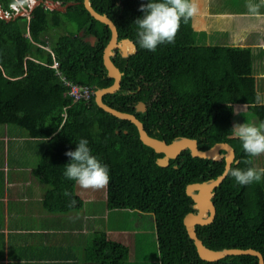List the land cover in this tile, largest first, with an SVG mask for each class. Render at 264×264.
Listing matches in <instances>:
<instances>
[{
  "label": "trees",
  "instance_id": "16d2710c",
  "mask_svg": "<svg viewBox=\"0 0 264 264\" xmlns=\"http://www.w3.org/2000/svg\"><path fill=\"white\" fill-rule=\"evenodd\" d=\"M18 1L0 0V7L12 14L10 19L0 14V124L18 125L34 137L46 138L35 172L49 184L47 207L69 211L83 205L76 183L63 173L71 162L65 153L74 151L80 139H87L92 155L109 169L108 206L155 215L162 264H258L256 256L247 254L217 261L201 259L184 224L185 215L194 211L186 186L218 177L225 169V160L194 158L186 149L168 166H160L157 158L163 153L142 142L134 123L99 107L95 94L86 102L66 93L65 79L51 66L55 60L66 80L96 90L114 82L103 61L110 28L91 16L84 0H71L78 3L66 13L45 8L43 0L31 14L15 16L12 5ZM91 1L98 12L113 19L120 38L136 43L134 21L143 16L140 6L149 0ZM192 22L193 16L186 23L181 20L174 44H161L152 52L136 43L135 54L114 56L113 61L124 72L122 87L105 95L104 101L136 114L156 138L168 143L179 137L197 138L201 149L228 141L239 158L231 169L264 170L259 165L262 154L248 157L242 142L229 136L231 119L223 109L224 95L241 97L251 104L253 114L264 118V104L258 103L251 69L255 60L252 49L207 45L205 38L202 44L199 36L205 37L206 32L196 31ZM52 26L64 32L49 44L42 33ZM81 31L83 37L95 36L96 43L84 41ZM139 101L147 104L145 112L136 110ZM248 159L251 163H244ZM66 191L71 197L63 194ZM215 192V220L197 225L198 236L210 248L251 247L264 256V176L242 186L229 171ZM70 200L75 201L71 206ZM94 244L88 255L100 264L133 263L129 259L131 247L106 233H98Z\"/></svg>",
  "mask_w": 264,
  "mask_h": 264
},
{
  "label": "crops",
  "instance_id": "0c3cea01",
  "mask_svg": "<svg viewBox=\"0 0 264 264\" xmlns=\"http://www.w3.org/2000/svg\"><path fill=\"white\" fill-rule=\"evenodd\" d=\"M201 1L198 0L199 3H202ZM211 1L208 0L207 4ZM253 1L261 5L258 16L249 14L247 2L244 6L240 4V8L222 7L219 12L215 11V6L211 4V13L216 17H224L222 22H225L206 30L205 27L197 28L199 24L203 26L204 22L195 23L193 17L192 25L196 31L206 32L207 36L224 33L225 39L218 38L214 43L236 49L251 47L255 58L251 69L256 77L258 103L264 104V40L251 41L247 38L250 33L260 29L261 26L255 22L264 21V0ZM235 17L242 19L235 20ZM52 21H55L54 17ZM47 28V31L42 33V38L48 42L50 39L57 41L58 35L64 32L59 26ZM234 28L242 30V42L240 38L235 37L231 30ZM79 34L91 45L96 43V39L95 42L90 41L91 37H83L81 32ZM206 44L211 45L213 42ZM250 105L244 98L224 95L223 109L231 119L232 127L239 123L236 122V116L243 111L248 110L253 114ZM257 119L260 124L264 123V118ZM45 139L30 135L23 127L0 124V264H100L88 254L92 253L97 234L102 232L106 233L108 238L128 245L131 249H138L140 255H144L143 242L153 238L157 248L156 257L159 258V261H156V258L155 263L162 264L155 215L139 210L110 208L107 204V188L97 192H83L76 184L75 191L83 200L81 207L69 211H54L47 207L45 200H48L46 191L49 184L43 175L39 176L35 172L40 153L47 145ZM30 157L35 158L32 165L29 164ZM261 168L264 169V166ZM25 171H30L31 174L27 177L23 174ZM144 216H147L146 220L152 221L153 231L146 227V223L141 222L145 219ZM116 218H123L128 223H113ZM137 240L140 247L138 243L136 246L131 244Z\"/></svg>",
  "mask_w": 264,
  "mask_h": 264
},
{
  "label": "water",
  "instance_id": "95a60500",
  "mask_svg": "<svg viewBox=\"0 0 264 264\" xmlns=\"http://www.w3.org/2000/svg\"><path fill=\"white\" fill-rule=\"evenodd\" d=\"M33 1L34 5H39L41 2H43V0ZM33 3L31 7L33 6ZM43 3L45 7L59 8L62 10L66 9L68 4H72V2H69L67 5H62L60 2H55L53 0H46ZM84 4L91 16L105 23L111 30V39L104 48L103 60L108 72V76L111 77L114 82L110 86L101 87L95 91V100L97 105L122 120L134 123L138 129L139 137L142 142L152 147L156 152L163 153V156L157 159V163L160 166H168L171 159L177 158L182 153V151L186 149L190 150L191 155L194 158L200 157L210 160H225V169L218 177L201 182H192L186 186L187 194L194 200V211L188 212L185 215L184 224L186 226L190 239L196 246L199 257L207 261H217L229 255L247 254L256 256L258 258V264H264V256L260 250L251 247H229L223 249L210 248L198 236L196 230L197 225H208L210 223H213V221L215 220L217 214V208L213 200L216 193L215 190L227 177L233 162L239 161V159H235V151L233 146L229 143L219 142L214 144L210 148L201 149L197 138L192 137H179L168 143L164 139H159L150 135L145 128L144 122L140 118H138L136 114L120 110L107 104L104 101V96L109 93H115L122 87V77L124 75V72L121 71V69L115 64L112 59V57L115 55V48L119 47V32L113 19L106 13L98 12L93 7L91 0H84ZM0 13L2 16L6 17L5 13L2 10H0ZM29 13H31V10L29 11ZM95 39V36H91L90 41H93ZM125 42V45L129 44V47L132 49L131 52H136V45L132 40L126 39ZM136 110L138 112H145L147 110V104L144 101H139L136 105ZM125 132H127V130H125ZM222 149L227 151L224 152ZM206 201L208 202L207 206L205 204Z\"/></svg>",
  "mask_w": 264,
  "mask_h": 264
},
{
  "label": "clouds",
  "instance_id": "9594fccd",
  "mask_svg": "<svg viewBox=\"0 0 264 264\" xmlns=\"http://www.w3.org/2000/svg\"><path fill=\"white\" fill-rule=\"evenodd\" d=\"M28 1L29 0L24 2L27 3L26 7L29 8L30 5ZM119 3H121V0H119ZM246 7L250 15H260V4L254 3L253 0H248ZM0 10L3 12L5 11L1 7ZM139 10L143 13V16L134 21V24L137 26L136 43L139 44L140 48L152 52H155L157 47L161 44H174L181 20L183 19L186 23L197 11L196 5L192 0H149L148 3L141 4ZM4 13L7 19L12 17L11 12L5 11ZM8 14L11 17H8ZM29 14L30 13L18 15ZM18 15L15 13V16ZM81 33L83 35L82 31ZM126 39L132 40L128 37L120 38L119 34V47L115 48V55L120 53L123 57H129L137 52L138 48L134 40L132 41L136 45V52L124 51L122 43H126ZM55 62L58 61L55 60L51 66L56 70L57 75L64 78L66 81V78L59 69V62L58 66L54 67ZM58 71L60 74H58ZM231 134L242 142V149L248 157L264 154V123L259 127L247 123H236L231 129ZM221 142L229 143L233 146L235 151V147L231 142ZM65 155L71 158V162L65 166V171L63 173L66 179L74 181L81 189L85 190H101L108 186L110 182L109 169L107 165L101 164L100 161L92 155L88 147L87 139H80L76 149L74 151H67ZM244 163L250 164L251 159L245 160ZM229 171L235 181L242 186L249 185L253 182H259L262 176H264V170L258 171L252 167L244 170L236 168ZM63 194L66 197H71V193L67 191ZM74 203V200H70V206Z\"/></svg>",
  "mask_w": 264,
  "mask_h": 264
},
{
  "label": "rangeland",
  "instance_id": "374dc122",
  "mask_svg": "<svg viewBox=\"0 0 264 264\" xmlns=\"http://www.w3.org/2000/svg\"><path fill=\"white\" fill-rule=\"evenodd\" d=\"M24 1H27V0H19L18 3L12 5L16 11L15 12L16 15L28 14L29 11L31 10V5L34 1L33 0L28 1V4L30 5L29 8L24 5ZM192 2L196 5V9H197L196 13L193 15V17L195 18V23H197L199 21L204 22L203 26L199 24V25H197V28L205 27L206 30H209L211 27L213 28L214 25H219L221 23L223 24L225 22V21L222 22V19H224V17H222V16L216 17V15L214 13H211L212 11L209 10L211 4L215 6V11L219 12V11H221V8L225 7V6L230 8V9H235L236 7L240 8V4H242V6H244L246 2L248 3V0H212L211 3H209V4H207L208 0H202L201 1L202 3H199L198 0H192ZM254 3H256V2H254ZM262 7H264V5H262ZM8 17H11V16L8 14ZM211 17H214V18H211ZM233 19L241 20L242 17H235ZM255 23L261 26L260 29L256 32L250 33L249 36L246 35L247 38H249V40H251V41L258 40V39L264 40V21L258 20ZM231 30L233 31L235 37L240 38V41L242 42V39H241L242 38V30H239L238 28H234ZM258 36H261V37H258ZM204 38H205V43L213 42V44H220V43H214V41L217 40L218 38L220 40L225 39L224 33H222V32H218V35H216V34L215 35H209V36L206 35L205 37L199 36V39L202 40V44H205L203 42ZM89 40H91V38H89ZM232 42H234V41H232ZM260 42H263V41H260ZM50 43H52V39L49 40V44ZM236 119H237L236 122L238 121L241 124L247 123V124L257 126V127H259L261 125L260 122L258 121L257 117L254 116L248 110L243 111L241 114L237 115ZM16 126H18V125H16ZM19 127H21V126H19ZM28 160H29V164L32 165L35 158L30 157ZM259 165L264 166V155L260 158ZM23 174H25L28 177L29 174H31V172L25 171ZM106 188L101 189V190H91V189H88V190L81 189V190L83 192H97V191L106 190ZM144 218L145 219L141 220V222L146 223V227L149 228L150 231H153L154 225L152 224V221L146 220L147 216H144ZM110 220L112 221L113 217H111ZM113 223H128V222H126V220L123 218H116L113 221ZM137 243H139L138 240L135 242H131V244L135 245V246ZM143 245H144V255H140L138 249L132 248L131 255H130V261H132L133 264H158V263H155V260L157 258L156 257L157 248H156V244L154 242V239L148 238L145 242H143ZM156 261H159V258H157Z\"/></svg>",
  "mask_w": 264,
  "mask_h": 264
},
{
  "label": "built area",
  "instance_id": "2783aa9c",
  "mask_svg": "<svg viewBox=\"0 0 264 264\" xmlns=\"http://www.w3.org/2000/svg\"><path fill=\"white\" fill-rule=\"evenodd\" d=\"M58 66V62H55L54 67ZM58 74L60 72L58 71ZM68 90L67 93L72 96L75 100L90 101L94 95V89L92 86L87 84H79L70 80L65 81Z\"/></svg>",
  "mask_w": 264,
  "mask_h": 264
},
{
  "label": "flooded vegetation",
  "instance_id": "af4514ba",
  "mask_svg": "<svg viewBox=\"0 0 264 264\" xmlns=\"http://www.w3.org/2000/svg\"><path fill=\"white\" fill-rule=\"evenodd\" d=\"M53 1H55V2H60L62 5H67L69 2H72V4H68L67 5V10L66 9H64V10H66V11H63L62 9H59V8H57V10L58 11H60V12H64V13H66L67 11H68V9H69V7L70 6H72V5H75V4H77L78 2H76V1H71V0H69V1H67V2H64V1H61V0H53ZM75 2V3H74ZM38 5V4H37ZM37 5H34L33 4V6L31 7V10L34 8V7H36ZM126 50V49H125ZM127 51V50H126ZM128 52V51H127ZM114 56H116V55H114ZM230 137H232V138H235L232 134L231 135H229ZM198 143H199V141H198ZM222 143H224V142H222ZM216 144V143H215ZM235 147V146H234ZM224 152L225 151H227V150H224V149H222ZM235 151H236V148H235ZM237 155V154H236ZM163 156V155H162ZM158 159V158H157ZM235 159H239V158H237V157H235ZM171 161V160H170ZM239 162V161H238Z\"/></svg>",
  "mask_w": 264,
  "mask_h": 264
},
{
  "label": "bare ground",
  "instance_id": "6f19581e",
  "mask_svg": "<svg viewBox=\"0 0 264 264\" xmlns=\"http://www.w3.org/2000/svg\"><path fill=\"white\" fill-rule=\"evenodd\" d=\"M123 44H125V43H122V46L124 47V49H126L125 46H124ZM131 50H132L131 48L127 49V51H131ZM205 204H206V206H207L208 202L206 201Z\"/></svg>",
  "mask_w": 264,
  "mask_h": 264
}]
</instances>
